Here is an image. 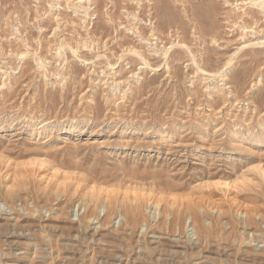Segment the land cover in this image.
Listing matches in <instances>:
<instances>
[{
  "label": "rangeland",
  "instance_id": "1",
  "mask_svg": "<svg viewBox=\"0 0 264 264\" xmlns=\"http://www.w3.org/2000/svg\"><path fill=\"white\" fill-rule=\"evenodd\" d=\"M67 1L0 0V264L264 260L263 11ZM90 191L142 207L85 209Z\"/></svg>",
  "mask_w": 264,
  "mask_h": 264
},
{
  "label": "bare ground",
  "instance_id": "2",
  "mask_svg": "<svg viewBox=\"0 0 264 264\" xmlns=\"http://www.w3.org/2000/svg\"><path fill=\"white\" fill-rule=\"evenodd\" d=\"M253 3H255L256 5H258V7L263 11V13H264V0H251ZM89 2V1H88ZM67 3V5L69 6V7H72V8H74L75 10H79V7H78V5H82L83 3H82V1H80V3H76L75 1H73V0H69V1H67L66 2ZM172 17V16H171ZM170 20V19H169ZM136 53H137V55L138 56H140L141 58H142V55L139 53V52H137V51H135ZM43 124H41V127L40 128H44L45 126H46V124L45 125H43ZM38 163H40V162H38ZM35 164V163H34ZM42 164V163H41ZM40 164V165H41ZM44 165V164H43ZM38 166V165H37ZM41 170V169H40ZM254 171H256V172H258V173H262V175H264V170H263V167H258V168H254ZM52 172V171H51ZM21 174L22 175H24V176H32V175H35V174H37V170L35 171V170H26V171H24V172H21ZM65 174V173H64ZM50 175V174H49ZM49 177V176H48ZM53 178V177H52ZM70 178L69 177H67V178H65V179H63V180H58V182H57V184H58V187H59V189H60V191L59 192H55V194L57 195V198L59 199V197H63L62 196V194H64V193H67V188L69 187V185H68V181L67 180H69ZM49 181H51V180H49ZM75 182V181H74ZM242 183L244 182V185H242L243 186V188H245L246 187V182H251V180H247V178H244L242 181H241ZM254 182V180H252V182L251 183H253ZM77 184H76V188L77 189H79V187H80V184H81V181H77L76 182ZM77 189L74 191V193H77ZM7 194L8 195H12V191L9 189V188H7ZM92 190V189H91ZM127 190H130V188H127ZM104 193V199H105V201H103L102 202V204H103V210H105V209H107V206L108 205H110V206H117V204H121V206H122V210H123V208H125V210H127V212H129L131 215H133V216H135L136 215V211H138V210H140L141 209V207H142V204H141V202L138 200L139 198H137V197H135V198H130V197H128L127 195H125L124 197H123V199L122 200H120V202L117 200V198L115 197V194H114V192H112V191H100V193L99 194H95V195H93L92 196V193L94 194V192H92V191H90L89 192V195L87 196V195H84L82 198V201L83 202H86V205L84 206L85 207V209H86V207H87V205H89V204H96V201L98 200V198H99V196L100 195H102L101 193ZM133 194V193H132ZM67 197V196H66ZM238 200V199H237ZM240 200V199H239ZM115 205H114V204ZM153 205V207H155V209H158L159 208V204H152ZM194 206H196V208H193ZM148 207V206H147ZM149 208V207H148ZM171 208H172V210H176V208L175 207H172L171 206ZM84 209V210H85ZM179 210V209H178ZM188 212H190L191 214H193V215H195V216H197V214H198V211H202V207L199 205V204H196V202L195 203H193V202H189V204H188V206H187V209H186ZM238 214H239V216H240V220H239V222L242 224V225H244L245 227H247L248 226V222H253V221H255L256 223H258V221H257V217H262L261 216V214H260V212H259V210L257 209V208H255V207H253V206H245L244 204H242V203H240L239 205H238ZM217 212H218V210H217ZM244 218V219H243ZM254 222V223H255ZM201 226H202V231L203 232H205V233H207V231L209 230V228H208V226H206L205 225V223L204 224H201ZM245 232H246V230H244V232H243V234H245ZM256 238H258V236H256L254 233L252 234V240H256ZM260 238V237H259ZM242 242V241H241ZM247 262H250V264H261L262 262H264V260L263 259H261V258H259L258 256H256V255H254V256H252V257H249V259H248V261Z\"/></svg>",
  "mask_w": 264,
  "mask_h": 264
}]
</instances>
